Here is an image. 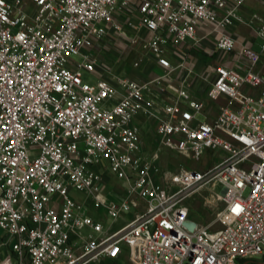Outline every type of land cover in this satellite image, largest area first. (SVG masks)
<instances>
[{"label":"built area","instance_id":"obj_1","mask_svg":"<svg viewBox=\"0 0 264 264\" xmlns=\"http://www.w3.org/2000/svg\"><path fill=\"white\" fill-rule=\"evenodd\" d=\"M246 1L0 0V264L264 257V16L245 20ZM207 40L213 62L200 71L193 51ZM133 51V68L162 72L122 70ZM196 79L210 100L225 98L211 120ZM162 145L195 163L225 155L161 181ZM200 192L223 203V227L191 217ZM106 220L124 222L112 231Z\"/></svg>","mask_w":264,"mask_h":264},{"label":"rangeland","instance_id":"obj_2","mask_svg":"<svg viewBox=\"0 0 264 264\" xmlns=\"http://www.w3.org/2000/svg\"><path fill=\"white\" fill-rule=\"evenodd\" d=\"M241 15L247 21H251L252 19H255V17L257 16H264V0H247L241 9ZM236 31L242 34L246 38V40L248 41L253 40V34L251 32V29L246 24H241L237 26ZM262 42L263 40L261 38L256 39L254 48L260 51ZM210 44H212L211 40L204 41L203 46L199 48L197 47L194 48L193 55H195L198 58H203L204 60H206V62L207 61L213 62V60L209 59V57L204 53V50L202 48ZM140 55H141L140 52H135V51L129 53L124 60L126 61V65L121 66L122 70L128 73L132 72V74L134 73V75L148 77L149 73L151 72V69H149V64L144 63L142 69H135L132 67L133 62L137 60L140 57ZM152 130L153 133L151 131V134L146 136V141H145V147L148 152V155H151L158 145L156 130H154L153 128ZM209 154H210L209 156H204L203 160L200 161L199 163H194L190 161L188 158L184 157L183 155L173 151L168 146L162 145L156 157V162L160 169L158 175L159 179L163 181V176L166 173L176 170L182 166H189L194 164V166H199L200 168L205 169L207 168V166H209L208 165L209 163L210 165L214 164L225 155V153L221 150L216 151L214 155H212V153L210 152ZM78 194L80 197L84 196L83 194L80 193ZM187 204L190 206L191 217L194 220L204 224H208L213 229L223 227L226 224L227 220L215 221V219L220 216L221 211L223 209V203L221 201H216L214 205L209 206L204 202V193L200 192L196 196L188 199ZM95 212L96 211L93 210V214H96ZM105 222H106V226H110L111 230L113 231L117 229L124 221H118L116 223H112L110 220H106ZM120 264H135V263L131 262V260H129L128 258L126 259L125 257H123L122 260L120 261ZM251 264H264V257H259L255 259Z\"/></svg>","mask_w":264,"mask_h":264},{"label":"crops","instance_id":"obj_3","mask_svg":"<svg viewBox=\"0 0 264 264\" xmlns=\"http://www.w3.org/2000/svg\"><path fill=\"white\" fill-rule=\"evenodd\" d=\"M196 59H198V67H199V64H200V67L198 69L200 71L205 69V65L207 64L208 61L206 62V60H204L203 58H198V57ZM162 70L163 69L159 65H154L151 68V72L149 74L152 75V74H155L156 72H162ZM192 94L194 95L195 98L204 101L206 103V105L208 106V110H207L206 116H207V118L209 120L213 119L217 115L219 104L221 102L225 101V98H222L219 102L210 100L208 98V96H207V86L205 85V83L201 79H196L195 80L194 86L192 88ZM152 128L154 130H156L154 124L152 123V121L151 122L148 121V122H144L143 123L144 143L146 141V136L150 135L151 131L153 133ZM209 152L212 153V155L215 154L212 151H208V152H206L205 156H209L210 155ZM208 165H210V163ZM189 166H194V164L193 165H189ZM197 167H199V166H197ZM112 183H118V182L116 180H113Z\"/></svg>","mask_w":264,"mask_h":264},{"label":"water","instance_id":"obj_4","mask_svg":"<svg viewBox=\"0 0 264 264\" xmlns=\"http://www.w3.org/2000/svg\"><path fill=\"white\" fill-rule=\"evenodd\" d=\"M195 224H196L195 221H190V222L187 223V225H188V227H189L190 229H194Z\"/></svg>","mask_w":264,"mask_h":264}]
</instances>
